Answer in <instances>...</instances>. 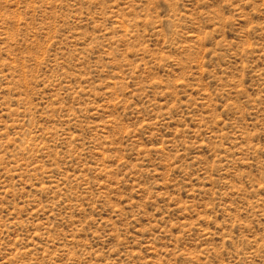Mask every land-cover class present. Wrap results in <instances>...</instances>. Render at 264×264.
<instances>
[{"label":"rangeland","instance_id":"rangeland-1","mask_svg":"<svg viewBox=\"0 0 264 264\" xmlns=\"http://www.w3.org/2000/svg\"><path fill=\"white\" fill-rule=\"evenodd\" d=\"M0 264H264V0H0Z\"/></svg>","mask_w":264,"mask_h":264}]
</instances>
